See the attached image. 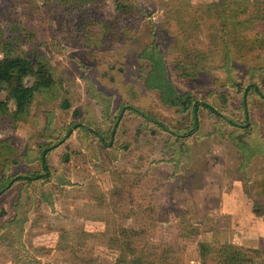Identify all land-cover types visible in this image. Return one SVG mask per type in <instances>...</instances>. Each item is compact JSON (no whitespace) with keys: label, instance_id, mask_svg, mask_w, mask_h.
I'll return each mask as SVG.
<instances>
[{"label":"rangeland","instance_id":"obj_1","mask_svg":"<svg viewBox=\"0 0 264 264\" xmlns=\"http://www.w3.org/2000/svg\"><path fill=\"white\" fill-rule=\"evenodd\" d=\"M125 1L131 12L120 17L117 0H0V59L46 61L55 82L47 88L28 76L4 84L0 181L40 173L43 148L65 138L48 155L49 182L17 178L0 198V264H119L127 250L145 264H219L232 248L259 249L250 264H264V154L246 165L235 129L219 132L206 108L186 142L131 110L176 129L191 123L148 84L153 63L143 55L156 48L181 97L241 118L234 85L264 89V0H245L236 13L230 8L239 0ZM15 86L35 94L20 115ZM248 111L264 139V100L252 96ZM76 125L104 134L114 150L89 145L84 128L66 137ZM24 189L34 197L22 208L31 205L19 239V226L7 223ZM44 191L52 204L37 195ZM124 230L137 233L130 249Z\"/></svg>","mask_w":264,"mask_h":264},{"label":"trees","instance_id":"obj_2","mask_svg":"<svg viewBox=\"0 0 264 264\" xmlns=\"http://www.w3.org/2000/svg\"><path fill=\"white\" fill-rule=\"evenodd\" d=\"M73 1V0H72ZM83 4L91 2L93 0H80ZM246 2L245 0L236 1L235 5H232L230 8L233 13L237 11H241L242 3ZM117 11L120 17L128 16L129 12H131V7L125 0H117ZM247 3V2H246ZM217 8V6H214ZM221 7V6H220ZM222 8V7H221ZM226 11L222 8V18L226 19ZM7 53V52H6ZM144 57L151 60L153 63V68L148 78V84L153 89H158L161 91L163 100L171 105L179 104L182 106V109L186 112H189L191 123L182 128H172L169 125L157 121L153 116L148 114L147 112L132 107L131 110L138 115L139 117L155 123L161 130L168 132L172 136H174L179 142L187 141L189 137H191L195 132L199 130L200 127V111L202 108H206L210 111L212 116H216L219 120L217 126L219 132L222 131L223 128L232 127L235 129L233 133H231V138L235 141L237 147L244 153V157L246 160V165L252 158L258 154H264V139L259 134L257 127L250 122L249 117V105L250 99L252 96L257 95L262 100H264V89L260 86L259 83L249 84L248 87L243 89L242 84H235L234 86L240 87L239 93L242 95V107L241 110L243 115L241 118L235 117L227 112H224L217 108L215 105L210 103L207 100L201 99H188V96L181 97L178 93V90L172 80L169 77V73L167 71L165 59L161 53L158 52L156 48L149 49L145 52ZM28 76H36L40 79L43 85L47 88L54 85V76L52 73L51 66L46 61H42L40 59L15 56L9 53L3 59H0V95L3 89L4 84L7 81H10L14 78H25ZM34 90L28 86H15L12 89V97L17 103L16 114H24L34 97ZM184 100V102L180 100ZM0 111L6 112L9 111V104L5 101L0 100ZM122 113L118 115V121L121 119ZM119 126V122L115 123V126L112 128V136L117 133V128ZM84 128L85 134L88 136L87 142L89 145L94 143L93 141H100L104 146L108 149H113L114 141L108 143L107 137L101 133H95L96 131L92 128L89 130L83 125H76L74 128L72 127L66 137H70V135L74 132V129ZM95 133V134H94ZM224 134V133H223ZM65 139V138H64ZM64 139H61L56 145H49L48 147H44L41 151V154L38 157V160L41 162L42 171L40 173H30L27 175H20L14 179L3 178L0 181V198L10 189L12 188V184L15 179H19V181H24L26 184L33 186L34 184L41 183L45 185L49 182L53 177L52 168L49 165L48 155L49 153L58 145L64 142ZM184 144V143H183ZM184 146V145H183ZM114 150V149H113ZM117 158V157H116ZM63 178V177H62ZM69 181L63 179V184H68ZM24 192L27 194L26 197H23L19 201V213L15 219L7 223L8 227H13L18 225V237L19 239H23V235L25 232V224L29 221L28 212H30V206L28 211H23L22 208H26L29 205V202L33 200V195L24 189ZM37 193V195L41 196L45 199L46 202L52 204L51 196L49 194ZM25 199V200H24ZM27 203V204H26ZM25 204V205H24ZM136 232L133 234L131 231L124 230L123 238L128 239L126 245L133 247L134 243L131 239L136 236ZM121 239V237H119ZM122 242L118 240V246H121ZM249 252L255 255H249ZM259 254H263V252L259 249H242V248H232L230 251L225 252L223 261H219V264H250L253 262L254 257ZM137 251H128L123 252L121 259L119 260V264H145L144 258H136ZM134 256V258H133Z\"/></svg>","mask_w":264,"mask_h":264},{"label":"crops","instance_id":"obj_3","mask_svg":"<svg viewBox=\"0 0 264 264\" xmlns=\"http://www.w3.org/2000/svg\"><path fill=\"white\" fill-rule=\"evenodd\" d=\"M242 238H243V239H240V240H241L242 242L245 241V242H246L245 244H247V243H248V240H249L248 236H245V235L243 236V235H242ZM245 244H244V243H241V245H245ZM19 263H20V264H25L24 262H19Z\"/></svg>","mask_w":264,"mask_h":264}]
</instances>
